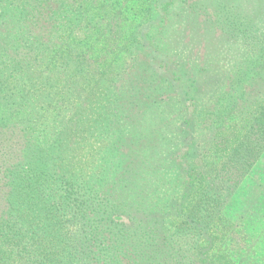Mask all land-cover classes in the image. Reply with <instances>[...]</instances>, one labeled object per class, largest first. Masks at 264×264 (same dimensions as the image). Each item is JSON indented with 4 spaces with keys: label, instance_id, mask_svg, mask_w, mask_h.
Returning a JSON list of instances; mask_svg holds the SVG:
<instances>
[{
    "label": "trees",
    "instance_id": "obj_1",
    "mask_svg": "<svg viewBox=\"0 0 264 264\" xmlns=\"http://www.w3.org/2000/svg\"><path fill=\"white\" fill-rule=\"evenodd\" d=\"M262 6L0 0V264H252Z\"/></svg>",
    "mask_w": 264,
    "mask_h": 264
},
{
    "label": "rangeland",
    "instance_id": "obj_2",
    "mask_svg": "<svg viewBox=\"0 0 264 264\" xmlns=\"http://www.w3.org/2000/svg\"><path fill=\"white\" fill-rule=\"evenodd\" d=\"M249 2L254 3V8L255 10H261L263 9L262 4H264V0H248ZM262 231H264V224H259L258 227L254 228V237L255 238H262V236H264V234L262 233ZM261 244L263 243H249V245L253 248L251 250V253H253L254 251V255L253 257H250L249 260H252L253 263L252 264H264V246H262Z\"/></svg>",
    "mask_w": 264,
    "mask_h": 264
}]
</instances>
